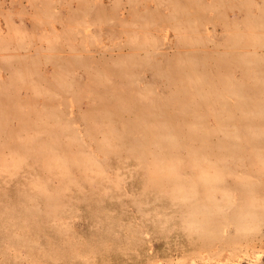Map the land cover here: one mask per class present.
<instances>
[{"label":"rangeland","instance_id":"rangeland-1","mask_svg":"<svg viewBox=\"0 0 264 264\" xmlns=\"http://www.w3.org/2000/svg\"><path fill=\"white\" fill-rule=\"evenodd\" d=\"M249 254L264 0H0V264Z\"/></svg>","mask_w":264,"mask_h":264},{"label":"bare ground","instance_id":"bare-ground-1","mask_svg":"<svg viewBox=\"0 0 264 264\" xmlns=\"http://www.w3.org/2000/svg\"><path fill=\"white\" fill-rule=\"evenodd\" d=\"M260 247V246H259ZM249 255H251V258L254 260V261H263V259H264V255L263 254H249ZM244 256V255H243ZM248 258V257H247ZM246 258V259H247ZM240 259V258H239ZM242 259V258H241ZM245 259V258H244ZM205 261V260H204ZM203 261V262H204ZM221 262H223V261H221ZM229 262L227 261V262H225V263H223V264H228ZM193 264H195V263H193Z\"/></svg>","mask_w":264,"mask_h":264}]
</instances>
